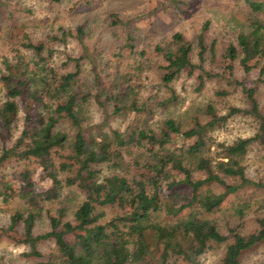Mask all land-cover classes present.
Masks as SVG:
<instances>
[{"label":"trees","instance_id":"1","mask_svg":"<svg viewBox=\"0 0 264 264\" xmlns=\"http://www.w3.org/2000/svg\"><path fill=\"white\" fill-rule=\"evenodd\" d=\"M246 4L248 30L237 36L239 49L228 46L223 59L232 62L240 55L243 70L257 68L258 79L264 83V0H246ZM15 10L29 12L17 2L12 6L8 2L0 4V11L12 27L16 24L12 15ZM113 20L121 24L115 14ZM82 33V27H78L73 37L80 40ZM18 35L15 40L8 34L7 39H14V53L1 59L0 168L13 159H32L50 188L43 194L34 192L30 169L24 168L17 188L0 177V197L4 203L16 198L30 203V208L16 210L10 216L7 227L21 232L23 242L29 246L25 255L34 257L35 264H173L169 259L174 257L199 264L198 257L221 245L218 264H239L243 251L264 240V216H256L255 230L245 235L237 227L230 228L229 241L215 220L202 215L219 209L229 195L244 187L264 188V182L246 175L244 165L252 147L264 146V116L259 118L253 136L219 141L213 132L228 117L240 113V108L230 107L225 115H217L207 105L205 120L193 117L185 125L182 118L173 115L155 119L152 116L157 109L175 99V94L159 98L154 93L143 98L130 85L115 89L114 94L111 85L108 90L95 76V99L103 106L109 105L111 114L122 112V116L131 117L123 128L95 130L85 108L91 94L76 90L80 58L66 57L74 62L73 68L60 72L49 61L52 48L44 38L32 40L26 32ZM72 35L63 30L53 39L64 42ZM196 43L198 64L193 63L192 44L180 32L172 35L169 47L155 48L166 62L159 68L160 85L170 88L183 71L191 76L199 68L200 89L204 77L215 75L203 69L206 46L201 33ZM235 83L241 85L240 81ZM244 90L256 110L254 91ZM142 115L146 118L140 121ZM21 118L24 124L14 137ZM103 166L107 174L100 176ZM67 186H75L85 194L73 218L65 219V209L59 208L49 216L50 230L34 234L38 217L35 196L55 199ZM186 189L189 196H183ZM106 205L125 207V212L103 223L104 212L99 207ZM246 206L239 205L235 214L242 216ZM162 213L181 217L165 222L159 219ZM44 239H52L54 245L46 255L38 248V242Z\"/></svg>","mask_w":264,"mask_h":264},{"label":"rangeland","instance_id":"2","mask_svg":"<svg viewBox=\"0 0 264 264\" xmlns=\"http://www.w3.org/2000/svg\"><path fill=\"white\" fill-rule=\"evenodd\" d=\"M7 2L9 6L17 2L23 8H29V12L15 10L12 15H15L16 24L12 27V23L0 11V75L1 59L4 55H13L14 47L11 44L14 39L17 40L19 32L22 35L23 32L28 33L32 40L44 38L52 48L49 61L60 72L73 68L74 62L67 61L66 57L80 58L81 71L76 90H85L91 94L85 108L87 118H90L95 130L123 128L131 118L130 115L122 116V112L111 114L109 105L103 106L95 99L97 86L94 78L99 76L108 90L109 85L112 86L114 94L115 89L129 85L135 94L142 95L143 98L154 93L159 98H167L171 92L175 94V99L157 109L152 116L155 119L162 118V115H173L182 118L185 125L193 117L205 120L207 105L212 106L217 115H225L230 107H237L241 109L240 113L228 117L213 132V136L219 141L230 142L256 133L259 118L264 116V83L258 79V69L245 72L239 62L240 55L232 62L223 59L228 46L235 45L239 49L237 36L248 30L246 0H0V4L7 5ZM113 14L121 24L113 23ZM78 27L83 30L80 40L73 37L76 36ZM63 30H69L73 35L64 42L54 40ZM176 32H180L192 44L194 64H198L197 37L202 34L206 46L203 69L215 75L211 78L204 77L200 89L197 88V76L202 70L199 68L191 76L183 71L171 83L170 88L160 85L159 68L166 62L155 48L169 47L172 35ZM8 34L14 36V39H7ZM23 52L29 56L27 51ZM82 55L85 57H81ZM228 64L231 65L229 68L226 67ZM235 80L240 81L241 85H237ZM244 89L254 91L256 110ZM2 96L3 84L0 81V100ZM20 115H23L22 111ZM144 118L146 117L142 115L140 121ZM23 124L21 118L14 129V137ZM244 165L249 178L264 182V146L252 147ZM24 168L30 169L29 181L35 184L34 192L42 193L50 188L48 179L44 178L39 165L32 159L25 162L14 159L6 161L0 168V177L10 180L17 188L22 183L18 177ZM104 174H107V170L103 166L100 176ZM215 190L219 191L217 188ZM42 194L34 199L38 212L34 224L36 235L50 230L49 216L54 215L59 208H64L65 219L71 220L76 206L85 196L75 186L62 187L55 199H46ZM183 196H189V190L186 189ZM244 203L247 206L243 215L235 214V208ZM28 208L30 203L27 199L16 198L4 203L0 197V264H35L34 257L25 255L29 246L23 242L21 232L7 227L10 216L16 210ZM99 209L104 212L101 218L103 223L125 212V207L118 205H106ZM186 213L187 211L182 215ZM202 215L215 220L220 232L228 235L229 241L232 240L230 228L237 227L238 232L243 235L250 233L256 228V216H264V188L244 187L229 195L219 209L212 213L203 212ZM180 217L181 215L172 217L162 213L159 219L173 222ZM52 241H39V250L48 254L54 246ZM223 246L215 247L198 257V263L218 264ZM169 262L191 264L175 257L169 259ZM239 264H264V240L243 251Z\"/></svg>","mask_w":264,"mask_h":264}]
</instances>
